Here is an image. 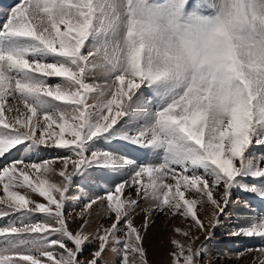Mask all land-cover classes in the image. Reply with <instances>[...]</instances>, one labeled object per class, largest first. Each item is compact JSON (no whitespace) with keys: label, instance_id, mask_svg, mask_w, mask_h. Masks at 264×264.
<instances>
[{"label":"snow or ice","instance_id":"obj_1","mask_svg":"<svg viewBox=\"0 0 264 264\" xmlns=\"http://www.w3.org/2000/svg\"><path fill=\"white\" fill-rule=\"evenodd\" d=\"M150 12L147 0H127V14L134 19ZM120 22L118 0H23L0 28V217L18 214V223L0 228V264H110L104 260L110 246L121 252V264H151L144 242L156 225L153 213L187 222V227L173 229L183 239L167 240L168 264H204L206 246L193 247L198 239L193 228L210 238L209 228L218 224L244 153L254 137L258 144L264 142V79L251 84L241 78V99L219 122L205 107L194 106L191 93L153 105L142 92L137 96L154 79L143 66L146 30L132 28L125 54ZM97 71L108 78L104 88L87 82ZM126 105L154 117L138 142L164 149L165 163L136 171L127 182V195L123 183L99 202L90 201L73 231L63 204L66 185L83 160L59 158L57 170L55 161L34 163L20 154L29 146L79 151L86 138L111 131ZM261 176L264 169L254 173ZM32 193L46 203L34 201ZM141 200L153 203L137 226L133 217ZM198 204L208 224L199 217ZM208 204L214 209L210 214ZM94 205L114 219L88 234ZM37 214L44 219L37 221ZM246 234L264 235V230ZM156 239L163 251L162 235ZM87 244L97 247L84 260Z\"/></svg>","mask_w":264,"mask_h":264},{"label":"rangeland","instance_id":"obj_2","mask_svg":"<svg viewBox=\"0 0 264 264\" xmlns=\"http://www.w3.org/2000/svg\"><path fill=\"white\" fill-rule=\"evenodd\" d=\"M23 0H0V28L10 14L11 10L22 3ZM4 3V4H3ZM5 9V11H4ZM98 84L101 88L108 83V78L102 71L95 72L87 81ZM106 90V89H105ZM144 94L147 101L157 105L161 101L160 93L154 87H145L137 92V96ZM136 97L133 98L135 100ZM90 99L89 103H95ZM131 103V102H130ZM153 112L156 108L153 107ZM154 121V117L148 113L136 114L125 106V114L118 120L113 129L105 134L85 139L81 149L66 148H43L29 146L21 153V158L28 157L30 162L40 163L42 161H55L53 167L57 170L61 167L59 158L82 159L83 164L79 171L73 175L66 185V195L63 204V211L68 219L73 231L79 225L78 216L83 208L90 201L106 196L123 183L126 184L125 195L128 194L127 182L130 177L140 169L147 167H158L165 163V150L154 145L149 146L143 141L138 142V138L145 135ZM92 126H89L91 131ZM87 135V134H86ZM254 137L252 144L244 153L243 164L240 167V175L230 184L225 192V204L222 212L218 213V224L209 228L210 238L206 239L207 233L193 228L194 234L198 237L193 243V247L199 249L201 245L206 246L202 251L201 260L204 264H264V235H247L249 231L264 230V176L254 177V173L264 169V142L257 143ZM4 162L0 158V163ZM11 161H9L10 163ZM57 179H59L57 177ZM147 179V178H145ZM22 192L25 190H19ZM223 189L216 193L219 197ZM3 188L0 186V196H3ZM31 198L40 203H46L38 194H31ZM152 201H140V209L133 217L135 225L139 226L145 218V209L152 206ZM209 214L213 207L206 205ZM198 215L208 224V216L200 211L197 205ZM91 215V227L85 231L92 234L100 223L110 225L113 219L105 215V208L96 209L93 206ZM18 214L8 217H0V228L13 223H18ZM37 221L44 219L43 214H37ZM152 219L156 220V225L148 232V237L144 244L148 250V259L151 264H168L167 240L175 236V227L185 228L187 222L180 217L171 218L152 214ZM161 229L163 232L161 233ZM162 235L164 250L158 249L156 237ZM97 245L87 244L81 259H91L90 251L95 250ZM240 254V255H238ZM131 259V257H130ZM106 262L110 264H121V252L114 251L110 246L104 256ZM27 264V262H25ZM99 264V262H98Z\"/></svg>","mask_w":264,"mask_h":264},{"label":"clouds","instance_id":"obj_3","mask_svg":"<svg viewBox=\"0 0 264 264\" xmlns=\"http://www.w3.org/2000/svg\"><path fill=\"white\" fill-rule=\"evenodd\" d=\"M118 2L120 46L127 54L132 28L146 30L144 71L161 98L191 93L219 122L240 101L241 78L264 79V0H147L151 12L135 19Z\"/></svg>","mask_w":264,"mask_h":264},{"label":"bare ground","instance_id":"obj_4","mask_svg":"<svg viewBox=\"0 0 264 264\" xmlns=\"http://www.w3.org/2000/svg\"><path fill=\"white\" fill-rule=\"evenodd\" d=\"M4 4V3H3ZM4 11H5V9H4Z\"/></svg>","mask_w":264,"mask_h":264}]
</instances>
